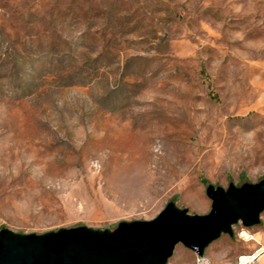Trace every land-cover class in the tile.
I'll list each match as a JSON object with an SVG mask.
<instances>
[{
  "label": "rangeland",
  "instance_id": "1",
  "mask_svg": "<svg viewBox=\"0 0 264 264\" xmlns=\"http://www.w3.org/2000/svg\"><path fill=\"white\" fill-rule=\"evenodd\" d=\"M262 180L264 0H0V231L207 215L209 185ZM233 231L212 264L264 256V212Z\"/></svg>",
  "mask_w": 264,
  "mask_h": 264
},
{
  "label": "water",
  "instance_id": "2",
  "mask_svg": "<svg viewBox=\"0 0 264 264\" xmlns=\"http://www.w3.org/2000/svg\"><path fill=\"white\" fill-rule=\"evenodd\" d=\"M207 196L212 201L207 215H192L170 202L155 219L121 222L114 231L81 226L39 235L3 229L0 264H168L180 244L204 257L223 234L233 236L236 224H260L264 180L228 189L209 185Z\"/></svg>",
  "mask_w": 264,
  "mask_h": 264
},
{
  "label": "built area",
  "instance_id": "3",
  "mask_svg": "<svg viewBox=\"0 0 264 264\" xmlns=\"http://www.w3.org/2000/svg\"><path fill=\"white\" fill-rule=\"evenodd\" d=\"M245 233L246 232H243V235ZM262 255H263V249H260L256 253H254L253 255L241 256L239 258L238 264H261L260 263V259H261V256ZM196 264H212V263H211V261L206 256L199 257L197 255V263Z\"/></svg>",
  "mask_w": 264,
  "mask_h": 264
},
{
  "label": "crops",
  "instance_id": "4",
  "mask_svg": "<svg viewBox=\"0 0 264 264\" xmlns=\"http://www.w3.org/2000/svg\"><path fill=\"white\" fill-rule=\"evenodd\" d=\"M262 258H263V261H262V263H261ZM260 263H261V264H264V256L261 257V259H260Z\"/></svg>",
  "mask_w": 264,
  "mask_h": 264
},
{
  "label": "bare ground",
  "instance_id": "5",
  "mask_svg": "<svg viewBox=\"0 0 264 264\" xmlns=\"http://www.w3.org/2000/svg\"><path fill=\"white\" fill-rule=\"evenodd\" d=\"M247 238H250V236H247ZM252 238V237H251Z\"/></svg>",
  "mask_w": 264,
  "mask_h": 264
},
{
  "label": "clouds",
  "instance_id": "6",
  "mask_svg": "<svg viewBox=\"0 0 264 264\" xmlns=\"http://www.w3.org/2000/svg\"><path fill=\"white\" fill-rule=\"evenodd\" d=\"M241 235H243V233Z\"/></svg>",
  "mask_w": 264,
  "mask_h": 264
}]
</instances>
